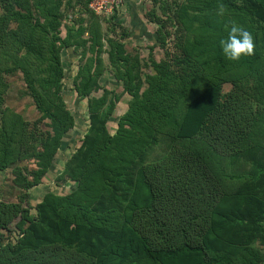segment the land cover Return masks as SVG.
I'll use <instances>...</instances> for the list:
<instances>
[{
	"label": "rangeland",
	"instance_id": "rangeland-1",
	"mask_svg": "<svg viewBox=\"0 0 264 264\" xmlns=\"http://www.w3.org/2000/svg\"><path fill=\"white\" fill-rule=\"evenodd\" d=\"M19 1L20 5H24L23 8L33 9L30 0ZM182 2L186 6L189 0H122L112 14L94 13L80 0H72L70 5L63 2L59 5V10L63 14L62 25L65 26L61 27L58 33L63 38L62 41H55L62 68L57 91L71 120L48 166L44 162L47 157L41 160L36 156L32 157V153L42 150V139L48 132L53 133V131L49 118H42L37 110L24 74L27 69L32 77L42 78L46 72H42L44 75L38 72L42 63L36 57L17 58L10 55L6 58V55H2L0 161L2 126L7 127L6 138L11 139L10 147L13 151L9 154L7 166L2 168L0 166V201L14 203L15 207L22 210V213L17 214L14 222L18 221V215L22 214L36 218L39 205L44 202L46 195L52 194L55 196L53 208L59 207V201L68 200L79 204L80 209L82 206L86 208L90 215L106 206L105 212L111 211L110 216H106V226L110 225L111 230L118 231L123 224L128 225L125 226L126 235L122 240L123 255L119 254L117 257L118 264L144 262L140 241L144 237L154 250L174 249L183 243H199V232L202 233L205 223L204 217L200 215V206H194L196 201L193 199L192 204L188 202L194 191L190 175L194 173L193 177L198 179V175L201 176V169L207 170L209 166L210 172V167L217 169L220 164L226 172L242 173L248 171L252 165L250 156L233 154V143H223L225 139H222L220 124L201 136L189 139H172L169 134L170 126L164 124L162 130L155 133L156 141L145 148L139 160L135 152H139L140 149L134 150L124 138L119 148L103 152L109 161V167L112 168L107 171H118L112 175L108 174L105 178L99 177L96 173L91 176L90 171L93 170V166L91 168L86 166L83 170L77 168V164L87 158V152L98 149L97 146L103 139L100 121L103 122L105 135H114L122 126L133 131L137 130L140 114L129 113L134 102L132 96L134 93L127 89L122 78L124 68L121 59L128 53L132 57H137L138 78L132 83L138 87L139 98L150 104L156 100L154 93H147L151 95L147 97H143L142 93L151 85L148 76L157 72L153 63H159L161 60L170 61V67L176 69L174 71L182 70L186 66L184 60L187 56L184 45L187 39L186 46L194 42L195 47L192 48L191 53L203 61V70L215 72L219 66L220 69L223 66L228 67V70L219 73L226 79L221 80L219 87L221 98L236 99V102H230V113H226L224 116L226 121L223 122L228 123L227 119L230 121L238 97L245 100L246 105L250 104L252 108L248 114L250 121L243 123L246 117L244 116L241 124L245 126V131L251 134V138L245 137V141H250L253 145L256 143L255 151L258 148L260 153L264 144V80L259 81L257 76L264 72V30L252 32L253 29L247 21L239 20L232 13H228L226 18L221 14L217 23H215L216 18L212 17L210 26L205 25L200 28L208 11H193L183 7L178 15L179 19H176L177 5H181ZM2 12L3 8L0 4V14ZM35 15L39 17L41 24L50 19V15L46 19L44 13L40 11L35 12ZM223 18L228 22L220 29L218 27L224 21ZM233 23L244 27L253 35L254 50L259 54V61L250 69L247 68L249 62L243 57L238 61H232L225 58L222 53V61L214 58L217 44L221 38L227 36V29ZM64 27L71 29V34L77 33V36H71V40L65 39L67 34ZM48 30L50 29L44 31L47 37L53 35ZM42 39L44 40L45 37ZM181 40H183L182 46L177 48L176 43ZM77 42L80 45L75 48L72 43ZM117 44H121L122 50H116ZM110 46L112 57H109ZM20 50V54H25L23 48ZM44 67L46 69L45 64ZM88 74H90L91 90L86 95L82 93L80 87ZM211 75L208 77L212 78ZM204 85L205 82L201 81L197 88L201 90ZM34 86L43 92L37 82ZM229 94H232L233 99L228 97ZM172 95L173 93L168 94L170 101ZM189 100V95H181L176 108L184 110ZM246 105L243 112L249 111L247 109L250 106ZM60 106L58 101L56 107L60 108ZM95 112L99 115L96 117V122L99 124L93 125L90 123V118L91 113ZM18 116L21 117L19 121ZM129 116V119H125ZM219 134L222 136H218ZM20 135L24 138L18 143L17 137L19 138ZM193 143H196V149L192 148ZM121 149L124 151L123 155L120 153ZM193 149L195 151L192 153ZM123 168L127 172L126 175L137 178V185H141L146 195L135 189L129 191L130 202L121 199V193L125 190L120 176V170ZM131 170L133 174L129 173ZM83 173H85L84 177ZM111 183H119L116 185L117 193L110 188L113 185ZM237 184L234 181L223 180L221 187L230 192ZM188 204L190 208H187ZM193 215L195 216L192 217ZM8 229L10 236L6 229H0V233L3 237H10V242L7 243L12 250H15V247L18 250V242L13 243L17 232H14L12 222L8 223ZM138 235L140 239H137ZM18 238L16 236V240ZM248 240L246 239V246L248 245L249 249L253 247L255 252L259 251L264 257V238L257 236V239L252 237ZM52 247L56 249L58 246L51 245L49 249ZM60 250H63L64 256L60 264H69V262L79 264L71 257L70 253L74 252L71 248L63 245ZM34 254L38 262L41 254L36 249ZM25 256L24 253H12L8 258L11 263L21 261L20 264H27L28 260ZM241 256L238 255L233 259L242 263Z\"/></svg>",
	"mask_w": 264,
	"mask_h": 264
},
{
	"label": "trees",
	"instance_id": "trees-1",
	"mask_svg": "<svg viewBox=\"0 0 264 264\" xmlns=\"http://www.w3.org/2000/svg\"><path fill=\"white\" fill-rule=\"evenodd\" d=\"M23 1L28 2L29 0ZM30 1L33 9L30 7L23 8L24 5H20L19 0H0L3 8V12L0 14V59L2 55H6V58L10 55L17 58L33 56L42 63L38 71L41 74L43 71L46 72L45 75L42 74L44 75L42 78L32 77L27 69H25L24 74L37 110L41 113L42 118H49L53 131V133L48 132L42 139V150L37 151V153L33 151L32 153V157L36 156L41 160L47 157L48 159H45L44 162L48 166L51 159L53 160L51 157L61 143V138L69 128L71 120L57 91L62 68L59 63L55 41L63 39L58 33L61 27L65 26L62 25L61 18L63 14L59 10V5L62 2L70 5L72 0ZM88 1L80 0L86 8L88 7ZM221 6H223L222 13L220 12ZM183 7L193 11H208L201 22L200 28L205 25L210 26L213 20L212 17L216 18L215 23H217L218 20L220 21L221 14L226 18L228 13H232L239 20L247 21L253 29L252 32L259 29L264 30V0H189L186 6H184V2L177 5L176 19H179L178 15ZM38 11L43 12L46 19L50 15L49 21L41 24L39 17L35 15V12ZM90 11L92 10L90 9ZM225 18H223L224 21L220 23L218 28L222 29L228 22ZM64 28L67 34L65 39L71 40V36H77V33L71 34V29ZM45 29H50L48 31L52 32L53 35L47 37L46 32H44ZM43 37H45L44 40ZM187 40L184 45L187 56L184 60L186 66L182 70L174 71L176 69L170 67V61L161 60L159 63H153L157 72L148 76L151 85L142 93L143 97L151 96L147 93H154L156 100L150 104L139 98L138 87L132 83L138 78L139 62L136 59L137 57H132L128 53L121 59L124 68L122 78L125 80L127 89L134 93L132 94L134 102L129 113L131 115L134 113L140 114L138 115L140 122L137 130L133 131V129L122 126L114 135H105L103 122L100 121L103 133L101 137L103 139L97 146L98 149H95L94 152H87V158L82 159L77 164V168L83 170L86 166L87 168L93 166V170L90 171L91 176L96 173L99 177L105 178L108 174L112 175L114 172L118 173V171H107L112 168L109 167V161L103 152L114 151V149L119 148L124 138L127 139V143L134 150L140 149L139 152H135L139 156V160L142 158L145 148L156 141L155 133L160 132L164 124L170 126L171 131L169 134L172 139L198 137L203 133H207L211 128L215 129L220 124L222 139H225L223 143H233L232 152L233 154L236 153L235 156H241V154L250 156L252 160L250 169L242 173L226 172L220 164L217 169L210 167V172L208 170L209 166L207 170L201 169L203 172L200 171L201 176L195 173V175H198V179L193 177L194 173L191 174L190 179L194 191L191 197L188 198V202L192 204L193 199L196 201L194 206H200V215L204 217L205 223L202 233L199 232V243H183L174 249L154 250L149 246L145 237L141 238L138 235L137 239L141 238L142 244L141 255L144 259L142 264H262L263 254L259 251L255 252L253 247L249 249V246H246V239L251 240L252 237L257 239V236L264 238V144H262L263 147L260 153H258V148L255 151V145L257 144L254 143L255 145H253L250 141H245V137L251 138V134L249 131H245V126L241 124L244 116L246 117L243 119V123H247V120L250 121L248 114L252 110L251 105H246V101L239 99L237 96L238 101L233 107L235 108L234 114L230 121L227 119L228 123L223 122L226 121L224 118L226 113H230V102H236V99L232 98V94H229L228 97L233 100L221 98L219 87L221 80L226 79L219 73L225 72L228 67L223 66L220 69L219 66L215 72L203 70V61L191 53L192 48L195 47L194 42L186 46ZM182 42L183 40L176 43V47L180 48ZM72 45L76 48L80 43H72ZM22 48L25 54H20ZM110 48L109 57H112V47L110 46ZM118 49L122 50L121 44L116 45V50ZM215 49V60L222 61L220 45L217 44ZM242 57L246 62H249L248 69L259 61V54L255 50L252 55ZM181 62L182 60H180ZM1 70L2 66H0ZM210 74H212V78L208 77ZM89 75L86 76L87 78L80 87L82 93L86 95L91 90ZM257 79L259 81L264 80V72H261ZM201 81H204L205 85L203 89L199 90L197 85ZM35 82L44 93L34 86ZM172 93V100L170 101L168 94ZM181 95L190 96L184 110L176 108ZM58 101L59 106H62L60 108L56 107ZM245 105L250 106L247 109L249 111L243 112ZM150 106L151 110H149ZM98 116L96 112L91 113L90 123L93 125L98 123L96 122ZM20 118L18 116L17 120L19 121ZM129 118L130 116L125 119ZM2 128L1 168L7 166L9 154L13 151L10 147L12 145L11 139L6 138L8 134L7 127L2 126ZM222 135L219 134L218 136ZM23 138L21 135L19 138L17 137L18 143ZM93 138L92 136L91 139ZM195 145L196 143H193L192 148H195ZM194 151L193 149L192 153ZM120 153L123 155L124 151L121 149ZM85 173L82 174L83 177ZM120 173L123 179L121 182L125 189L124 193H121V199L130 202V190L137 189L145 193L141 185H137L135 176L126 175L127 172L124 168L120 170ZM129 173H132V170ZM223 180L234 181L238 184L230 192H227L226 189L221 187ZM117 184L119 183H115L110 187L113 188L114 193H117ZM45 197L44 202L39 205L40 209L36 218L22 214L18 215L19 220L16 222L13 220L17 217V214L22 213V210L15 207L14 203L8 204L0 201V229H6L10 236L8 223L12 222L15 228L14 232H17L16 236L19 237L16 240L15 236L13 242H18V250L16 247L15 250H12L10 244L7 243L10 242V237H3V234L0 233V264H9L10 258L8 256L12 253H24L25 258L28 260L27 264H60L64 257L63 250H60L63 245L74 251L70 253L71 257L79 264H118L117 257L122 254V240L126 235L125 226L128 225L123 224L118 231L111 230L110 225L106 226V216L111 214V211L105 212L106 206L100 208V211L88 215L86 208L82 206V209H80L79 204L68 200L65 202L59 201V207L53 208L55 196L49 194ZM187 208H190L189 204ZM55 244L58 246L56 249L54 247L49 249L51 245ZM35 249L41 254L38 262L34 254ZM77 255L79 256L77 257ZM238 255H242V263H238L233 259ZM20 263L21 261L10 262V264Z\"/></svg>",
	"mask_w": 264,
	"mask_h": 264
},
{
	"label": "clouds",
	"instance_id": "clouds-1",
	"mask_svg": "<svg viewBox=\"0 0 264 264\" xmlns=\"http://www.w3.org/2000/svg\"><path fill=\"white\" fill-rule=\"evenodd\" d=\"M220 12H223V6ZM219 44L225 58L232 61H238L242 56L252 55L254 51L253 35L235 23L227 29V36L221 38Z\"/></svg>",
	"mask_w": 264,
	"mask_h": 264
},
{
	"label": "built area",
	"instance_id": "built-area-1",
	"mask_svg": "<svg viewBox=\"0 0 264 264\" xmlns=\"http://www.w3.org/2000/svg\"><path fill=\"white\" fill-rule=\"evenodd\" d=\"M122 0H89L88 7L95 13L112 14Z\"/></svg>",
	"mask_w": 264,
	"mask_h": 264
}]
</instances>
